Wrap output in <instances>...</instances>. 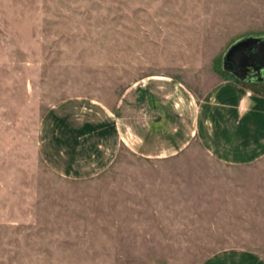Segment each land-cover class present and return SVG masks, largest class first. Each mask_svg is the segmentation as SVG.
Instances as JSON below:
<instances>
[{
    "label": "rangeland",
    "instance_id": "374dc122",
    "mask_svg": "<svg viewBox=\"0 0 264 264\" xmlns=\"http://www.w3.org/2000/svg\"><path fill=\"white\" fill-rule=\"evenodd\" d=\"M261 34L264 0H0V264L264 256V159L227 165L197 139L141 155L115 134L135 130L122 95L152 83L189 117L179 90L202 97Z\"/></svg>",
    "mask_w": 264,
    "mask_h": 264
},
{
    "label": "crops",
    "instance_id": "0c3cea01",
    "mask_svg": "<svg viewBox=\"0 0 264 264\" xmlns=\"http://www.w3.org/2000/svg\"><path fill=\"white\" fill-rule=\"evenodd\" d=\"M176 86L173 85L172 93L176 92ZM179 91L189 104L193 102L189 117L187 106L181 107L175 101L170 103L171 99L162 105L161 92L155 90L152 83H145L134 94H124L120 99V111L124 112L128 110V100H135V130L132 137L115 132L118 130L115 122L104 123L103 128L101 125H91L84 129L85 132L77 133L89 134L95 129L102 130L100 133L105 137L107 132L114 130L120 143L131 146L129 140L132 138V150L141 155L174 154L197 139L210 156L227 165L243 166L264 159L263 82L248 84L230 75L221 78L199 98ZM182 111L183 119L177 117ZM180 119L183 124L177 125L181 124ZM200 264H264V256L244 249L225 250Z\"/></svg>",
    "mask_w": 264,
    "mask_h": 264
},
{
    "label": "water",
    "instance_id": "95a60500",
    "mask_svg": "<svg viewBox=\"0 0 264 264\" xmlns=\"http://www.w3.org/2000/svg\"><path fill=\"white\" fill-rule=\"evenodd\" d=\"M222 69L240 81L249 71H263L264 34L248 35L234 41L222 56Z\"/></svg>",
    "mask_w": 264,
    "mask_h": 264
},
{
    "label": "flooded vegetation",
    "instance_id": "af4514ba",
    "mask_svg": "<svg viewBox=\"0 0 264 264\" xmlns=\"http://www.w3.org/2000/svg\"><path fill=\"white\" fill-rule=\"evenodd\" d=\"M244 82H249V83H258V82H264V70L260 71L259 73H252V72H247L246 75H244L243 78Z\"/></svg>",
    "mask_w": 264,
    "mask_h": 264
}]
</instances>
